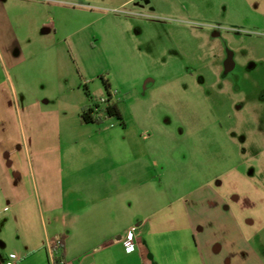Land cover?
Masks as SVG:
<instances>
[{
	"label": "crops",
	"instance_id": "1",
	"mask_svg": "<svg viewBox=\"0 0 264 264\" xmlns=\"http://www.w3.org/2000/svg\"><path fill=\"white\" fill-rule=\"evenodd\" d=\"M232 2L264 16V0ZM86 99L18 105L0 89V264L10 252L17 264H52L59 239L61 264H264L254 249L264 181L253 169L230 165L212 133L187 134L183 150L123 114V124H83Z\"/></svg>",
	"mask_w": 264,
	"mask_h": 264
},
{
	"label": "rangeland",
	"instance_id": "2",
	"mask_svg": "<svg viewBox=\"0 0 264 264\" xmlns=\"http://www.w3.org/2000/svg\"><path fill=\"white\" fill-rule=\"evenodd\" d=\"M232 1L0 0V89L73 103L109 83L123 117L168 147L212 133L264 181V16ZM254 249L264 262V233Z\"/></svg>",
	"mask_w": 264,
	"mask_h": 264
},
{
	"label": "trees",
	"instance_id": "3",
	"mask_svg": "<svg viewBox=\"0 0 264 264\" xmlns=\"http://www.w3.org/2000/svg\"><path fill=\"white\" fill-rule=\"evenodd\" d=\"M104 84L107 97L103 102L100 101L101 98L99 100L94 98L88 90L85 91L88 102L79 112V119L81 123L101 124L107 119L114 118L118 123L123 124L122 113L119 107L120 99H113L109 91V83ZM51 249L55 253L54 264H60V260H63L62 240L59 239V243L57 245H51Z\"/></svg>",
	"mask_w": 264,
	"mask_h": 264
},
{
	"label": "built area",
	"instance_id": "4",
	"mask_svg": "<svg viewBox=\"0 0 264 264\" xmlns=\"http://www.w3.org/2000/svg\"><path fill=\"white\" fill-rule=\"evenodd\" d=\"M112 97V95H111ZM101 102L105 101V98H101L100 99ZM135 231H136V227L132 226L128 229V231L126 232V234L123 236L122 238V244L125 248V250L127 252H131L134 250L135 248ZM59 243V240H57V242L55 243L56 245ZM54 251H52L51 249V260H52V264H54ZM18 257L17 254L14 252H10L7 254L4 264H17ZM63 260H60V264L62 263Z\"/></svg>",
	"mask_w": 264,
	"mask_h": 264
},
{
	"label": "flooded vegetation",
	"instance_id": "5",
	"mask_svg": "<svg viewBox=\"0 0 264 264\" xmlns=\"http://www.w3.org/2000/svg\"><path fill=\"white\" fill-rule=\"evenodd\" d=\"M231 64L228 63V67H230Z\"/></svg>",
	"mask_w": 264,
	"mask_h": 264
}]
</instances>
